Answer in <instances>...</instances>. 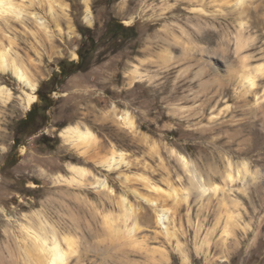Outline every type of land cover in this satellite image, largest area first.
Here are the masks:
<instances>
[{
  "label": "clouds",
  "instance_id": "obj_1",
  "mask_svg": "<svg viewBox=\"0 0 264 264\" xmlns=\"http://www.w3.org/2000/svg\"><path fill=\"white\" fill-rule=\"evenodd\" d=\"M225 2L137 0L142 12L152 10L155 6H162L164 12H170L178 6L189 4L192 6L187 7L186 11L204 16L224 15L217 5ZM78 3L80 25L95 30L97 17L93 11V0H78ZM235 4L249 9L248 18L233 25L237 37L247 35L240 51L255 49L242 58L264 62V0H235ZM206 6L214 7L215 11L206 12ZM70 13V0H0V166L13 152L17 160L16 166L10 169L14 179L0 175V186H18V182L22 181L23 190L55 189L60 196L59 199L49 196L39 201L38 210L25 212L20 207L25 203L20 192L0 191V232L12 238L17 249L15 254L10 253L9 258L17 264H81V250L87 248L98 264H123L129 257H132L130 264H173V257L175 264H205V250L213 243L212 237L216 236V231L204 227L207 223L204 214L198 215L193 222L190 199L197 192L204 196L218 190L231 192L232 185L236 183L239 187L234 191L241 192L245 197H250V192L245 191L250 185L257 186L256 195L264 196V171L260 167L253 168L249 161H243L234 163L232 175L228 176L227 156L222 158L225 163L202 167L191 157L166 147L169 165L174 166L173 172L177 168L181 170L176 172L179 186L173 187L167 177H164L163 183L168 184V192L156 187L152 181L141 185V188L148 189V194L144 195L142 202L136 201L137 215L127 227L121 223L118 231L107 235L102 219L95 212L97 205L88 199V193L94 194L101 206L105 202L110 203L115 212L120 196L110 186V177L115 174L113 183L122 179L144 180V177L132 174L131 170L138 162L130 152L112 144L105 145L100 129L107 125L123 132L127 128L123 121L133 112L144 119L148 118V113L142 108L133 110L126 96L107 97L105 93L108 88L116 93L128 89L118 84L112 74H93L92 70L86 74L87 79L79 83H69L73 80L70 76L65 84H58L51 89L48 92V99L52 101L50 106L40 97L42 85L51 79L46 62V45L55 46L53 37L63 45V50H58L60 59L80 63L79 45L75 42L82 41L84 37L75 30ZM138 22H141V13L130 9L124 20L125 26L132 27ZM186 23L197 34H202L195 23ZM169 27L190 38L188 31L179 23L170 24ZM233 30L225 37L230 43L234 42L231 34ZM240 51L235 53L237 57ZM29 52L35 53V58L28 55ZM162 70L152 62L136 64L127 60L118 71L128 79L131 78L130 73H137L136 81L152 86L160 79ZM54 71H61L57 62H54ZM251 88L264 90V75L252 81ZM90 102L99 103L107 111L108 119L103 122L94 121L91 117L85 119L81 112L83 106ZM37 106L44 110L43 115L49 117L48 121L17 144L13 133L17 118L27 119L28 113ZM58 108L61 111L71 108L72 118L65 121L56 114ZM43 136L59 141L55 145V156L52 152L41 151L37 141ZM100 152L104 156L94 162L95 170L85 167L89 158L93 155L99 157ZM74 159L83 160V164L73 163ZM237 169L240 174H237ZM164 172H168L167 167ZM217 177L224 181L219 189L215 187ZM205 183L211 186L204 187ZM120 187L127 196V184L122 182ZM132 192L137 196L140 194L137 189H132ZM12 198L18 203H11ZM257 203H264V200ZM235 204L236 208H243L239 200ZM143 205H148L155 213L151 223L159 229L158 236L164 237L168 245L158 250L162 259L147 253V250H144L147 253L144 254L137 247L136 237L143 231L139 215L145 211ZM181 207H186L188 228L195 231L193 237L185 231L182 223L177 226ZM219 239L224 245L223 258L229 264L232 258H235L236 264H258L256 257L264 258V232L257 235L252 223L244 222L240 211L235 212Z\"/></svg>",
  "mask_w": 264,
  "mask_h": 264
},
{
  "label": "rangeland",
  "instance_id": "obj_2",
  "mask_svg": "<svg viewBox=\"0 0 264 264\" xmlns=\"http://www.w3.org/2000/svg\"><path fill=\"white\" fill-rule=\"evenodd\" d=\"M70 6L74 28L84 37L82 41L75 43L79 45V52L84 54V62L87 65L81 69H75L64 78L61 74L57 75L59 72L54 71V62H57L60 68V62L66 59L59 58L58 50L62 51L63 45L61 41L53 37L55 46L46 45V62L51 79L42 85L41 90L48 92L58 84L63 85L70 76L73 80L68 81L69 83H79L87 79L86 74L89 70H92L93 74H112L117 83L124 85L128 90L116 93L108 88L105 95L109 98H115L118 95L126 96L133 110L142 108L148 113V118L144 119L133 112L136 129L127 125L126 131L123 132L118 131L114 126L107 125L100 129L105 145L112 144L130 152L138 162L131 170L132 174L144 177V180L122 179L115 183H113L115 174L110 177V186L120 196L115 212L110 203L105 202L101 206L98 204L97 197L91 192L88 193V199L97 205L95 212L102 219L107 235L111 236L115 233L109 227L108 218L115 217L116 219L113 220L117 221L118 226L123 223L127 227L130 220L137 215L136 201L142 202L144 195L148 194V189L141 188V185L152 181L156 187L168 192V184L163 183L164 177H167L173 187L179 186L176 172L181 170L177 168L173 172L174 166L169 165L170 158L165 150L166 147L174 148L182 155L191 157L202 167L225 163L222 158L227 156V174L232 173L234 163L243 161H249L253 168L260 167L264 171V90L251 89L243 80L247 70L257 75L256 80L264 75V66H262L264 62L242 58L250 55L255 49L240 51L247 35L239 38L233 30V25L237 21L248 18V8L236 6L235 0H226L224 4L217 5L221 7L224 15L204 16L186 11L187 7L192 6L189 4L178 6L170 12H164L162 6H155L152 10L142 12L137 0H93V11L97 17V23L95 30H92L79 23L78 0H70ZM130 9L141 13V22L132 26L135 29L134 32L122 31L117 39L114 38L108 32L110 22L114 19L125 25L124 20ZM205 11H215V8L206 6ZM186 21L195 23L202 34H197ZM176 23L188 31L190 38L183 36L177 29L169 27L170 24ZM62 27L66 26L62 25ZM230 30H233L231 34L234 41L231 43L225 39ZM89 35L94 37L93 45L88 42ZM64 43L69 42L64 41ZM237 51H240L239 57L235 55ZM27 54L35 58V53ZM127 60H132L136 64L152 62L159 65L163 69L160 79L154 85L148 86L146 83L135 80L137 73H130V79L123 77L118 70ZM257 67L262 69L255 71ZM51 104L52 101L49 106ZM36 110L29 123L21 124L23 118H17L13 127L17 144L48 121L49 117L43 115V109L37 106ZM56 114L61 115L66 121L72 118L73 111L71 108L63 111L58 108ZM81 114L85 119L91 117L94 121L103 122L108 119L107 111L96 102L84 105ZM60 126L62 125H58ZM58 143V140L48 136H43L37 141L42 152H52L54 156L56 155L55 145ZM103 156V152H100L99 157L91 156L85 167L95 170L94 162H98ZM73 163L83 164V160L74 159ZM16 164L17 160L13 152L3 166H0V175L14 179L10 169ZM165 167L168 168L167 173L164 172ZM238 170L237 174H239ZM122 182L127 184L125 189L128 192L127 196L121 190ZM223 183L222 179L216 178L215 184L219 187ZM237 187H239L238 183L232 185L231 192L218 191L209 193L207 196L197 192L189 201L193 222L198 215L204 214L207 216L204 227L216 231V236L212 237L213 243L205 250L207 253L203 257L205 264H229L228 260L223 258L224 245L219 237L223 235L224 229L227 228L229 220L234 217L236 211L241 212L244 222L252 223L257 235L264 232V203H257L264 200V196L256 195L257 186L250 185L245 188V191L250 192V197L234 191ZM132 189H137L139 196L135 195ZM0 191L20 192L25 199V203L20 207L25 212L38 210L39 201L49 196L60 198L55 189L51 191L45 188L36 191L23 190L22 181L18 182V186L11 184L0 186ZM122 200L127 206L131 205L133 208L127 221H123L122 218ZM236 200L242 203L243 208H236ZM10 202L18 203L15 198H12ZM68 203L71 205V202ZM168 203L171 204L172 201ZM143 207L145 211L139 214L143 231L136 237L137 247L142 253L147 250V253L162 259L158 250L162 247L167 248L168 245L164 237L158 236L159 229L151 223L155 213L148 205ZM177 222L178 227L181 223L184 225L190 237L195 235V231L188 228L186 207L179 209ZM217 224L220 225L219 228L216 227ZM16 251L15 241L0 232V264H17L9 258L10 253L15 254ZM80 258L81 264H98L90 249H82ZM256 259L258 264H264V258L256 257ZM131 260L132 257H129L123 264H130ZM173 264H175V257H173ZM231 264H236L235 258L231 259Z\"/></svg>",
  "mask_w": 264,
  "mask_h": 264
},
{
  "label": "trees",
  "instance_id": "obj_3",
  "mask_svg": "<svg viewBox=\"0 0 264 264\" xmlns=\"http://www.w3.org/2000/svg\"><path fill=\"white\" fill-rule=\"evenodd\" d=\"M127 30L134 32L135 29L133 27H126L125 25H123L122 23H120L114 19L112 20V22H110L109 28H108V32L111 33V35L116 39L121 35L122 31H127ZM88 42L91 45H93L94 44V37L89 35L88 36ZM79 55H80V63L79 64L70 63L67 60H62L60 62L61 71L59 73H57V75L61 74L62 77L64 78V77L70 75L71 73H73L75 71V69L76 70L81 69L84 66H86L87 64L84 62V54L82 52H79ZM41 89H42V87H41ZM48 92H43L42 90H40L39 95L49 105L51 100L48 99ZM36 109H37V107H34L33 110L28 113L27 119H22L21 124L22 123H29L31 121V118L34 117L35 111H37Z\"/></svg>",
  "mask_w": 264,
  "mask_h": 264
},
{
  "label": "bare ground",
  "instance_id": "obj_4",
  "mask_svg": "<svg viewBox=\"0 0 264 264\" xmlns=\"http://www.w3.org/2000/svg\"><path fill=\"white\" fill-rule=\"evenodd\" d=\"M236 5V4H235ZM236 6H238V5H236ZM238 7H240V6H238ZM262 68L261 67H257V68H255V71H259V70H261ZM256 77H257V75L256 74H254L251 70H247V72L245 73V75L243 76V80L245 81V83L246 84H248V86H249V88H251V82L252 81H254V80H256ZM252 89V88H251ZM123 123L125 124V125H127L128 127H130V128H137V126H136V123H135V120H134V117H133V115L132 116H130L127 120H125V121H123ZM114 155V154H113ZM238 172H239V174H240V170H238ZM228 176H231L232 175V173L231 172H229L228 174H227ZM203 186L204 187H209V186H211V185H207L206 183L205 184H203ZM215 187L217 188V189H219L220 187H219V185L218 184H215ZM219 191V190H218ZM218 191H216L215 193H217ZM139 196V195H138ZM121 206H122V208H123V212H122V218L124 219L123 221H127V219L131 216V211H132V206L130 205V206H127L126 205V203L122 200V202H121ZM119 217V216H118ZM113 219H116L115 217H113ZM112 218H108V221H109V227L111 228V230H113L114 232H116V231H118V229H119V226L116 224L117 223V221L115 222V220H113ZM119 219V218H118ZM121 220V219H120ZM119 220V221H120ZM107 221V222H108ZM70 246V245H69Z\"/></svg>",
  "mask_w": 264,
  "mask_h": 264
}]
</instances>
